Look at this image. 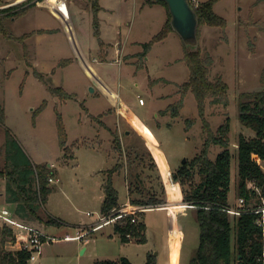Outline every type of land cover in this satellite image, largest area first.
Returning <instances> with one entry per match:
<instances>
[{
	"label": "rangeland",
	"instance_id": "1",
	"mask_svg": "<svg viewBox=\"0 0 264 264\" xmlns=\"http://www.w3.org/2000/svg\"><path fill=\"white\" fill-rule=\"evenodd\" d=\"M27 1L0 0V172L28 164L46 166L52 171L49 176L52 192L39 210L42 220L24 223L36 226L46 237H51L44 243V254L36 264H95L97 260H110L105 259L106 256L111 260L130 256L134 264L141 262L150 246L134 240L126 245L118 235L111 239L98 234L84 245L80 240L70 239L80 228H87L101 218L100 196L105 194L103 185L111 171H115L113 185L122 203L128 200L130 193L135 200L154 199L167 204L171 197L174 200L180 197L178 204L184 207L175 210L174 227L168 212L156 210L158 207L146 206L154 210L144 220L153 237L151 249L160 255L158 264H190L200 244L196 210L184 203V192L190 191L192 185L172 184L170 176L174 177L185 160L191 162L202 153L209 130L216 135L230 119L233 158L229 204L231 209L238 210V140L241 135L255 137V132L240 122V102L242 94L264 90V0H220L214 10L227 21V26L199 27V44L193 48L212 56L210 80L215 82L222 78L229 86V105L213 104L209 99L204 120L200 118L195 95L188 92L183 100L180 95L181 86L190 78V69L184 60L186 45L181 37L173 31L150 50L145 48L169 21L165 4L140 0L139 10L127 17L124 30L121 29L117 38L107 39L113 45V56L117 48H123L126 54H136L121 65L112 63L103 67V76H107L112 89L121 96L114 108L109 98L92 91L96 86L83 67L73 63L60 67L63 60L76 54L64 24L71 35L70 16L84 41L90 30L96 32L91 3L72 0L74 4L69 11L60 0ZM121 1H128L124 9H129L132 0ZM143 2L153 8L147 7L140 13ZM31 4L35 6L22 13ZM15 6L19 9L4 11L17 8ZM55 6H60L66 20L50 12ZM99 34L101 37V32ZM139 40L144 44L135 43ZM94 56L97 58L96 52ZM58 88L74 96L62 99L52 92ZM181 100L182 107L175 117L172 108ZM121 102L126 104V115L141 131V136L125 121L120 122L118 127L122 130H118L117 115L111 113L110 108L121 109ZM44 104L45 108H41ZM165 111L167 113H162ZM61 125L67 135V152L60 146ZM125 131L132 132L130 138ZM222 150L212 145L210 158L216 160ZM262 166L264 168V163ZM194 176L193 184L198 185L201 182L198 171ZM30 185L32 193L36 194L39 190L37 175ZM258 201L255 197L247 208L257 205ZM3 208L19 219L17 206L8 201L7 182L0 177V211ZM50 219L60 224H47ZM2 225L0 219V228ZM111 228L109 226L106 232L112 231ZM180 232L184 233L182 241ZM11 244L3 245L0 239V251H15V245ZM82 246L87 248L83 254Z\"/></svg>",
	"mask_w": 264,
	"mask_h": 264
},
{
	"label": "trees",
	"instance_id": "2",
	"mask_svg": "<svg viewBox=\"0 0 264 264\" xmlns=\"http://www.w3.org/2000/svg\"><path fill=\"white\" fill-rule=\"evenodd\" d=\"M41 1L43 0H39V2ZM88 1L91 3L94 14L95 36L98 37L100 47L103 49L105 44L100 38L98 18L101 10L100 0ZM219 1L210 0L195 8L199 16L200 26L208 25L222 28L227 26V21L214 10ZM31 2L33 0H28L26 3ZM155 2L163 3L168 8L165 2L160 0H155ZM33 6L35 4L24 8L22 13L27 12ZM14 9L18 10L19 8L12 7L4 11L11 12ZM22 13L17 12L18 15ZM169 17L171 18L170 12ZM170 18L163 30L152 41L145 44L147 51L156 43L165 40L173 32ZM184 60L190 69V78L188 82L181 86L180 95L182 100L188 92H192L198 103L200 118H203V120L209 99H212L213 104L228 106L229 86L222 78L215 82L210 80L211 67L214 63L212 56L204 55L199 49L195 50L193 47L185 46ZM72 63L73 60L71 59L63 60L60 67H66ZM52 92L62 99H71L74 96L61 88L53 89ZM182 100L172 108L175 117H178V110L183 104ZM41 108H45V104ZM240 122L243 126L255 132L254 138L241 135L238 140V194L246 202L241 214L232 215L228 212L231 209L229 193L232 183L231 165L233 158L229 139L231 132L230 119L218 129L216 135H213L209 130L202 153L191 162L184 164L174 174L173 179L175 182L183 185L190 183L192 185L190 191L184 192V203L196 210L200 226V244L190 264H234L235 261L237 264H264V262L259 261L264 251L263 230L257 224L262 215L256 213L257 210L264 209V169L259 163V160L264 163V90L241 95ZM59 132L61 149L63 152H67V135L62 125ZM116 142L118 143V140ZM212 145L223 149L214 161L209 156ZM196 171L201 176V182L198 185L193 184ZM114 172L111 171L103 186L105 200L101 208V215L105 217L111 216L121 207L119 193L113 185ZM36 175L39 179V190L36 194H33L30 183L32 184L33 177ZM50 175H52V171L46 166L33 167L31 164L13 171L0 172V177L7 182L8 201L17 206L16 213L21 222L42 220L39 210L52 192L49 185ZM175 182L171 181L172 184H175ZM255 197L259 199L257 205L247 208L249 202ZM131 202L134 205L158 208L165 207L167 204V202L154 199L149 202L132 199ZM232 216L234 217V223L231 220ZM132 219L133 217L129 216L118 221L114 226L115 234L120 236L123 244H129L133 240L138 244H146L148 239L144 213L139 215L136 223H133ZM47 224L59 225L60 222L50 219ZM128 234H132V240L127 239ZM0 239L3 245L15 242L14 229L8 226L0 228ZM43 240L46 242V238ZM29 257L30 254L26 251L2 250L0 251V264H26ZM95 264L132 263L128 258L121 257L118 260H97ZM145 264H158V257L154 253H149Z\"/></svg>",
	"mask_w": 264,
	"mask_h": 264
},
{
	"label": "crops",
	"instance_id": "3",
	"mask_svg": "<svg viewBox=\"0 0 264 264\" xmlns=\"http://www.w3.org/2000/svg\"><path fill=\"white\" fill-rule=\"evenodd\" d=\"M21 1H23V0H21ZM60 1H63L64 4H66L68 6L69 11L72 8V7H70L72 5V3L74 4V1H72V0L71 1L60 0ZM145 2H146V0H145ZM145 2H143L141 4L142 8L140 9V13L145 12L146 11L145 9H148L147 7H149V6L146 7ZM113 3H115L116 5L114 6ZM139 3H140V0H132V1H130L129 9H127L125 11L124 8L127 7L128 1H125V2L123 1L122 2L121 0H100L101 10H100L98 16H99V20H100V22H99L100 23V32H101V37L100 38L103 41V43L105 44L103 49H101V47L99 45L100 43L98 41V38L95 36V32L94 31L90 30L89 31V37H86L87 39L84 41L83 36L80 35L77 32V28L73 24V20H72L71 16H70V19L68 20L69 23L71 24V29H72L71 30V35H70L69 31H68L67 24L64 22V24L66 26L65 30L68 33V35L70 36V38L72 39V43L74 44L75 50H76V54L70 59L73 60V64L74 65L78 64V65H80L81 67H83L86 70L88 76L91 78V80L93 81V83L97 87V88L95 87V92H100L101 94H103L104 96L109 98L110 101H111V104L113 105L114 108L116 107V105H118L119 99H120L121 96H120L119 93H116L112 89L111 84L107 81L108 80L107 76H105V75L103 76V72H104V68L103 67L110 66L112 63H117V64L121 65V64L127 62L129 57L134 58L136 54H132V55L126 54L124 52L123 48L122 49L121 48H117L116 51H115L116 54H115V56H113L112 55V46L113 45H112L111 42H108L109 40H107V39L117 38L118 37L119 32L121 31V29H123V27L126 25V22L129 19L127 17L128 16L130 17V15H132V13L135 14V12H137L139 10ZM200 3L203 4L202 2H200ZM122 6H124V7H122ZM149 8H153V6H151ZM50 10H51L50 12L54 11L52 13L56 14V16L58 18H60V17L57 14H59L62 17V18H60V19H62V21L67 19L66 17L64 18L62 16L60 6H55L54 9L50 8ZM168 18H169V11H168ZM128 33H129V36L132 34L131 31L128 32ZM153 36H154V34H153ZM135 43L138 44V45L139 44L140 45L144 44V42L142 40L135 41ZM120 44H121V42H120ZM95 52L97 54V58L94 56ZM132 58H129V60L132 59ZM111 94L115 95L116 97L114 98L113 95H111ZM140 103H141V101H140ZM143 103H144V101H143ZM143 103H141V104H143ZM121 104H122V107L119 110H114L113 107L110 108L111 113H115L117 115V119H118L117 127L120 126V124H121L120 122L125 121V124L128 127L133 128V130L135 131V134H138L139 136H141L142 135L140 133L141 131L133 124V122L126 115V109H127L126 104L123 103V102H121ZM158 126L162 127L161 124H159ZM107 127L114 134L113 129L111 127H109V126H107ZM118 130L121 131L122 129H119V127H118ZM118 130H116V131H118ZM125 135H126L127 138L128 137L130 138L131 135H132V132L125 131ZM250 138H252V137H250ZM146 141L150 144V141L147 138H146ZM259 163L262 166L263 162L259 160ZM53 166L54 165H51V167H53ZM171 168L172 167L169 164V169H171ZM178 183L179 182H175V184H178ZM129 199L131 201L133 199V198H131V194L128 197V200ZM179 199H180V197H177L175 200H174V198L171 197L170 200H169V203L166 204L168 206L156 209V210H162V211H167L168 212L169 219L172 222V227H174V225H175V224H173V222L176 221V219H177L175 210H177L178 208L184 207V206H181V205L178 204ZM100 200L104 202L105 194H102L100 196ZM252 200H254V199H252ZM103 202H102V204H103ZM119 203H120L121 207H122V205L125 204V203L120 202V200H119ZM172 203H176V205H172ZM186 207H188V206H186ZM252 207H254V206H252ZM151 210H154V209H151ZM151 210L147 211L144 214V218L145 219H146L147 214ZM100 217H102V215ZM17 220H19V219H17ZM145 223L147 225L146 235H147L148 242L146 244H142V245L147 246V247L150 246V248L147 250L148 252H146V254H144V256H143V258H142V260H141V262L139 264H145L146 260H147V255L149 253H151V252L153 253V249H151V247L154 246V244L152 242L153 241V237H152V234L150 233L151 230H150V226H149L147 220H145ZM100 224H101L100 219H99L98 222H96V221L92 222L89 225H87V228L86 227H83L84 229L80 228V230H78V232H77V235L76 236H70V239H73L74 241L80 240V241H82L84 243V245H86V244L90 243V239H91L92 236H95V238H97L98 236L107 235L111 239L114 238V236H117V234H115V231H114V225L104 226V227L100 228L97 231H92V229H94L95 227L99 226ZM109 226L112 227L111 228L112 231L106 232V230H107V228ZM33 227L37 228L36 226H33ZM39 231L42 232L41 230H39ZM172 231H173V228L170 229V233H169V237H168L169 245H170V238H171ZM85 233H88V235L84 236ZM180 233L182 235V239H181V241H182L183 238H184V233L183 232H180ZM131 243H133V242H131ZM131 243H129V244H131ZM86 249L87 248L85 246H82L80 248V250H82V254L86 251ZM15 251H17V248H16ZM43 254H44V252H43ZM127 257L131 261V263L134 264L133 259H131L130 256H127ZM157 257H160V255L157 256ZM105 259H110L111 260V258H107V256H106ZM116 260H118V259H116ZM158 262H159V259H158Z\"/></svg>",
	"mask_w": 264,
	"mask_h": 264
},
{
	"label": "built area",
	"instance_id": "4",
	"mask_svg": "<svg viewBox=\"0 0 264 264\" xmlns=\"http://www.w3.org/2000/svg\"><path fill=\"white\" fill-rule=\"evenodd\" d=\"M190 3L194 8H198L201 5L199 0H190ZM140 101L141 103H143L141 99ZM170 180L172 182L174 181L172 175L170 176ZM50 182L53 183L54 180L50 179ZM245 205H246L245 200L243 198H240L238 210L230 209L228 210V212L232 215H239L241 214V211L244 209ZM149 210L151 209L147 208L146 206L132 204L131 200L129 199L124 205H122V207H120L118 211L113 213L111 216H107V217L102 216L100 218L101 224L95 227L94 229H92V231H97L100 228L108 225L115 226V224L118 221L129 216H132L133 217L132 222L136 223L138 219L137 217L138 214L140 215L146 213ZM256 213H261L262 215V217L257 221V224L259 227L262 228L263 237H264V209H259L256 211ZM0 219L3 221V226H8L14 229L16 241L12 242V244L15 245L17 251H26L30 254L29 260L26 264H36L43 255V247L45 243L43 239L46 238L47 240L51 238L46 237L37 228L19 222L15 214L7 208H4L0 211ZM86 235H88V233L84 234V236ZM127 239L132 240L133 239L132 234H128ZM259 261L264 262V251Z\"/></svg>",
	"mask_w": 264,
	"mask_h": 264
},
{
	"label": "water",
	"instance_id": "5",
	"mask_svg": "<svg viewBox=\"0 0 264 264\" xmlns=\"http://www.w3.org/2000/svg\"><path fill=\"white\" fill-rule=\"evenodd\" d=\"M168 6L171 15V27L186 46L198 47L199 44V16L190 0H160ZM92 91H95L92 88ZM186 160L184 161V164ZM51 167V166H50ZM157 256V253L155 254Z\"/></svg>",
	"mask_w": 264,
	"mask_h": 264
}]
</instances>
